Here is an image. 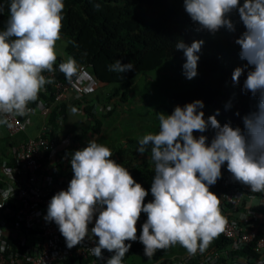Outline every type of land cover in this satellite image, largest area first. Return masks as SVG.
Wrapping results in <instances>:
<instances>
[{"label": "clouds", "instance_id": "1", "mask_svg": "<svg viewBox=\"0 0 264 264\" xmlns=\"http://www.w3.org/2000/svg\"><path fill=\"white\" fill-rule=\"evenodd\" d=\"M7 3L9 18L0 30V115L22 118L34 113L30 104L36 103L30 106L40 109L44 100L40 99V92L54 82V77L42 73L56 70V42L62 46L59 40L65 5L63 0H7ZM93 7L98 11L101 3L95 2ZM183 9L196 32L211 35L221 29L235 33L236 25L231 17L233 13L238 15L243 31L234 43L244 63L233 69L231 79L237 85L244 77L241 92L250 95L256 103L243 116L238 111L235 113L242 126H233L231 121L221 125L216 119L219 110L205 119L201 100L176 105L170 115L158 112V132L145 134L137 149L143 155L146 146H151L153 199L148 203L144 202L148 191L134 180L128 168L112 159V150L88 134L86 147L71 154L73 175L67 189L51 197L43 219L57 226L68 249L83 245L87 239L94 244L88 251L97 260L104 259L105 250L112 253L106 264H123L132 242L137 240L143 244L148 259L158 250L177 244L190 256L203 254L227 225L221 214L220 199L209 190L222 178L225 165L233 182L252 193H264V0H183ZM203 44L202 39L193 40L190 45L182 39L175 42V49L182 50L185 57L182 74L187 80L198 75L197 54ZM63 47L59 57L64 62L60 63L59 71L70 80L81 63L71 57L66 61ZM108 70L123 78V73L134 70V64L116 60ZM59 102L63 107L73 103ZM59 102L52 104L45 116L40 110L39 114L43 117L41 126L47 124L63 145L76 132H65L61 139L54 133L58 127L48 122V116ZM231 106L229 102L225 109ZM60 120H64L63 116ZM7 123L6 119H0V125ZM209 128L214 131L210 142L203 134ZM25 131L26 126L23 132L13 136L0 135V139L7 141V146L0 148L1 157L11 160L18 143L37 134L26 135L13 145L17 135ZM142 213L147 219L137 236L136 225ZM93 221L94 226L89 229ZM2 230L0 235H6V230ZM5 248L6 244L0 243V252Z\"/></svg>", "mask_w": 264, "mask_h": 264}, {"label": "trees", "instance_id": "2", "mask_svg": "<svg viewBox=\"0 0 264 264\" xmlns=\"http://www.w3.org/2000/svg\"><path fill=\"white\" fill-rule=\"evenodd\" d=\"M63 2L65 7L61 37L66 41L62 39L59 41L62 47L64 46V54H69L77 63L88 65L98 82L94 91L80 99L82 103L78 100L67 105L76 109L82 118H86L85 121H76L71 124L74 128L72 131L76 132V137L80 140L86 137L88 139L89 133H98L102 123L98 116L110 113L108 109H103L100 96L93 97L97 101L93 98L86 99L87 96L95 95L102 87L111 86L112 95L124 91V98L129 95L131 97V88L133 89L131 84L133 85L135 78L161 68L168 61L175 62L176 69L183 76V84L168 92L162 91L160 99L150 110L151 114L155 115L159 108H162L160 102L173 109L176 105L183 106L194 100H201L204 103L202 111L205 119L215 115L216 110H219L216 119L221 125L231 121L233 126H242L240 117L235 113L238 111L240 116H243L254 107L256 101L250 95L241 92L244 77H241V83L237 85H234L231 79L233 69L244 63L239 59V47L234 43L235 38L243 31V25L235 13L231 17L236 25L235 33L221 29L215 35H211L194 30L190 18L183 9V0H92V2L63 0ZM95 2L101 3V9L98 11L93 7ZM0 4L3 5V11L0 12V30H3L9 18L8 3L7 0H0ZM178 39H182L189 45L193 40H204L201 51L197 54L200 57L198 75L192 80H187L182 74L185 57L182 50H176L174 47ZM116 60L125 64L132 62L134 70L123 73V78L121 74L110 72L108 67ZM62 62L64 60L57 55L54 65L56 70L52 76L54 82L69 81L59 71V65ZM51 94V84H48L46 90L40 92L39 97L45 101L52 100ZM90 99L92 100L90 103L85 102ZM84 102L85 105H83ZM229 102L232 106L226 110L225 105ZM62 107L63 104L59 102L50 109L48 122L52 126L58 127L60 116H62L59 113L64 117V113L61 112ZM64 108L67 110L66 106ZM95 115H98L97 118ZM203 134L210 136L214 134V131L209 128ZM121 155L122 153L117 151L112 158L116 160ZM126 168L134 180L148 191L145 200L149 202L152 198L150 188L154 168H149L147 165ZM140 231L137 232V236ZM224 242L219 235L212 243L220 246ZM185 250L177 244L155 254L151 259L140 262L136 259L139 256H145L144 246L137 240L132 242L124 260L133 264H158L159 261L163 262L169 257L178 258V255L183 254ZM249 250L251 247L243 248L239 252L246 254Z\"/></svg>", "mask_w": 264, "mask_h": 264}, {"label": "built area", "instance_id": "3", "mask_svg": "<svg viewBox=\"0 0 264 264\" xmlns=\"http://www.w3.org/2000/svg\"><path fill=\"white\" fill-rule=\"evenodd\" d=\"M56 52L62 55V46L57 43ZM77 69L69 81L51 83L53 99L51 102L41 100V115L45 116L56 102L80 101L97 88L98 82L88 65L78 64ZM43 75L50 77L53 73ZM29 107L34 111V107ZM0 119L8 122L0 125L3 136L25 130L23 118L0 115ZM89 139L80 140L71 134L68 142L61 145L44 123L35 136L18 143L11 160L1 157L0 152V204H3L0 231L6 230V235H0V243L6 244L5 250L0 252V264H106L112 253L105 250L104 259L97 260L88 251L94 244L87 239L83 245L68 249L57 226L43 219L51 197L66 190L72 178L71 154L86 147ZM209 190L220 199L221 214L227 220L225 231L220 234L224 244L212 243L203 254L190 256L186 251L176 259L169 257L158 264H264V193H252L233 182L226 165L222 167V178ZM146 219L147 215L142 213L137 232ZM93 226L94 221L89 229ZM248 247H251L249 253L239 252ZM123 264L129 263L124 260Z\"/></svg>", "mask_w": 264, "mask_h": 264}, {"label": "rangeland", "instance_id": "4", "mask_svg": "<svg viewBox=\"0 0 264 264\" xmlns=\"http://www.w3.org/2000/svg\"><path fill=\"white\" fill-rule=\"evenodd\" d=\"M61 39L66 41L63 37ZM56 43L59 44L58 41ZM182 84L183 76L176 69L175 62L168 61L161 68L135 78L133 85L131 84L133 87V89L131 88V97L129 95L124 98V91H119L116 92V95H112L110 91L111 86L102 87L95 95L87 96L86 99L100 96V103L103 109L110 111V113L103 116L95 115L96 118L98 116L102 123L99 132L94 134V139L98 143L107 146L113 153L120 151L122 155L115 161L124 167L147 165L149 168H154V162L151 159V146H146L145 153L141 155L137 152L140 146L139 140L149 132H158V112L170 115L174 109L160 102L162 108H159V111L155 115L151 114L150 110L160 99V93L162 91L163 93L168 92L173 90V88H179ZM93 99L96 100L95 98ZM154 99L155 101H153ZM90 101L92 100H86L85 102L90 103ZM85 102L83 105H85ZM107 102L109 103L107 104ZM66 107V127L70 126L73 122L86 120V118L81 117L79 112H73L71 107ZM64 110V107H62L61 112ZM26 134L28 133L26 132ZM22 135L24 134L17 135L13 141V145H15L18 139L22 138ZM194 135L199 136L200 133H194ZM206 136L210 142L211 137L209 134H206ZM161 251L163 252V250H158L155 254L161 253ZM136 260L142 262L148 260V258L146 256H139Z\"/></svg>", "mask_w": 264, "mask_h": 264}, {"label": "crops", "instance_id": "5", "mask_svg": "<svg viewBox=\"0 0 264 264\" xmlns=\"http://www.w3.org/2000/svg\"><path fill=\"white\" fill-rule=\"evenodd\" d=\"M70 57L69 54L65 55V60L67 61V59ZM72 58V57H71ZM112 88V87H111ZM65 109V108H64ZM64 112V117H63V121H59L61 123H59L58 128H55L54 133L58 136V138H63L61 135H63L65 132H70L72 131L74 128L72 125L66 127L65 126V121H66V110L63 111ZM60 115L63 116V114L59 113ZM82 117V115H81ZM22 118L27 119V123H26V131L23 133L24 135H22V138H24L26 135H33L37 133L38 128L41 126L42 121H43V117L39 114V107H36V110H34V113L31 114L30 116H24ZM72 124V123H71ZM73 128V129H72ZM63 131V132H62ZM26 132L28 134H26ZM92 137H94V133H89ZM0 135H2V131L0 130ZM63 141V140H60ZM7 146V141H4L3 139H0V148L1 147H6Z\"/></svg>", "mask_w": 264, "mask_h": 264}]
</instances>
